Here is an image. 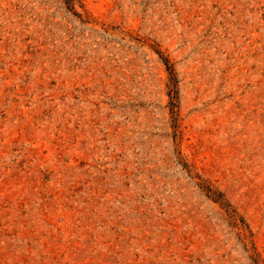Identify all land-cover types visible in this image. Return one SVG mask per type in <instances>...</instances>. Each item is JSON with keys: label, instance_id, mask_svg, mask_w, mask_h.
Wrapping results in <instances>:
<instances>
[{"label": "rangeland", "instance_id": "rangeland-1", "mask_svg": "<svg viewBox=\"0 0 264 264\" xmlns=\"http://www.w3.org/2000/svg\"><path fill=\"white\" fill-rule=\"evenodd\" d=\"M0 264H264V0H0Z\"/></svg>", "mask_w": 264, "mask_h": 264}]
</instances>
